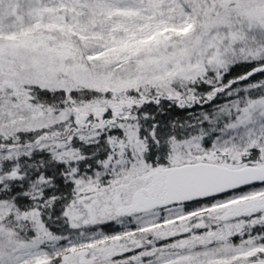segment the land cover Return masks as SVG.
<instances>
[{"label": "snow or ice", "instance_id": "6c2138e0", "mask_svg": "<svg viewBox=\"0 0 264 264\" xmlns=\"http://www.w3.org/2000/svg\"><path fill=\"white\" fill-rule=\"evenodd\" d=\"M0 264H264V0H0Z\"/></svg>", "mask_w": 264, "mask_h": 264}]
</instances>
